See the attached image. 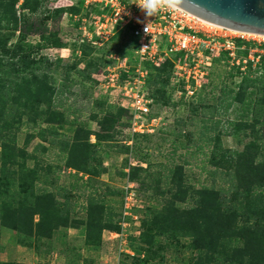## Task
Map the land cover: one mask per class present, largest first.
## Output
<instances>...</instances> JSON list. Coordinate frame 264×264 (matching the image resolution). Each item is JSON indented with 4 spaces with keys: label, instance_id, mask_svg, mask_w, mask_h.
I'll list each match as a JSON object with an SVG mask.
<instances>
[{
    "label": "rangeland",
    "instance_id": "1",
    "mask_svg": "<svg viewBox=\"0 0 264 264\" xmlns=\"http://www.w3.org/2000/svg\"><path fill=\"white\" fill-rule=\"evenodd\" d=\"M67 3V0L46 1L44 9H50L51 12L44 14L50 18L45 30L55 33L65 47H46L41 53L48 56L50 61L63 57L59 66L51 67L54 71L52 75L57 80L55 87L59 108L67 111L70 119L77 118L86 128L105 136L100 141L95 134L90 137L92 142L97 143L96 157L101 162V168L98 174L89 175L69 168L66 164L67 154L62 151L64 141L74 135L76 125H63L60 126V134L47 132L43 136L40 132L41 127H46L44 123H22L12 128L17 145L28 153L27 166L34 168L38 175L37 188L54 191L71 219L80 221L78 227L57 230L55 238L42 239L35 264H190L198 255L191 247L192 239L173 233L155 234L157 227L151 229L148 222L161 209L169 194L172 184L170 178L176 165H182V179L190 191L203 186L227 187L226 177L221 172H215L210 162L214 145L220 139L224 147L243 151L250 141L263 137L264 126L261 124H257L256 130L239 128L237 122L242 119L245 105L234 96L243 75L258 79L264 77V59L260 56L262 53L264 55L261 52L264 45L260 46L258 42L259 39L263 44L264 38L255 35L254 40L258 44L251 45L252 57L255 59L252 66L244 62V57H248L244 56V52L239 54L240 64L223 55L209 66L201 85L173 84L170 79L162 88L166 91L164 99H160L157 92L162 83L153 84L154 78L161 79L159 71L150 69L152 84L148 85L147 91L155 100L149 115L156 118L151 131L132 136L127 110L126 116L117 120L108 131L102 132L99 121L105 115L103 109L114 105L112 111L115 113L116 107H121L118 102L122 96L120 91L99 86V80L92 73L104 60L108 61L105 68L124 62L132 64L135 56L134 38L130 30L124 27L117 28L96 50L79 44L77 39L83 31L80 28L82 23L69 12ZM57 8H65L64 13L54 16ZM92 13L102 15L105 10L102 6H93ZM79 14L85 18L82 25L90 28L93 16L88 9ZM248 37L253 41L251 35ZM28 39L36 43L39 36L31 34ZM103 68L99 71H103ZM84 70L87 75H92L94 81L83 77L80 71ZM257 85L259 82L248 88L249 91L254 90L251 95L250 122L254 121L253 117L257 113ZM97 101L106 104L97 106ZM258 115L260 120H264V106L259 107ZM263 140L261 138L260 141ZM130 165L148 167V176L140 183L134 182L136 195L131 199L128 218H125L123 225V192L127 182L131 181L127 176ZM14 181L12 198L20 199L26 195L21 187L23 181L19 175H15ZM90 200L101 201L105 211L113 215V221L120 224L119 230L105 229L100 242L94 244L86 241ZM193 204L191 196L178 203L180 207ZM34 219L38 220V215ZM1 228L0 224V242L1 245L4 243L0 257L7 259L10 258L8 252L19 253L17 249L21 244L17 233L15 243H7L9 237L4 235ZM120 231H124L123 236L128 239L125 244L122 236L116 233ZM144 233L146 235L143 236ZM139 236H143L142 239ZM122 243L125 246L121 247ZM133 246L143 248L142 254H136ZM16 257L21 262L27 259L21 255Z\"/></svg>",
    "mask_w": 264,
    "mask_h": 264
},
{
    "label": "trees",
    "instance_id": "2",
    "mask_svg": "<svg viewBox=\"0 0 264 264\" xmlns=\"http://www.w3.org/2000/svg\"><path fill=\"white\" fill-rule=\"evenodd\" d=\"M46 1L0 0V224L16 231L19 244L34 246L36 251L42 239H52L60 228L78 227L80 221L71 219L54 191L37 188L38 175L34 168L27 166L28 153L17 145L12 128L22 123H44L46 127H41L40 132L43 136L47 132L60 134V126L76 125L74 135L64 141L62 151L67 154L69 168L89 175L98 174L101 168V162L96 157L97 143L92 142L90 137L95 134L100 141L105 136L86 128L77 118L70 119L67 111L59 108L56 101L57 80L51 67L59 66L63 57L50 61L41 51L46 47L65 45L55 33L45 30L50 18L44 14L51 12L44 9ZM68 10L71 14H79L83 10L82 3L78 2ZM64 11L65 8H57L53 15ZM31 34L39 36L36 43L28 39ZM237 43L247 47L253 44L242 39H237ZM82 45L93 50L100 48ZM239 52L247 55L249 49ZM252 62L250 60L248 66H252ZM107 64V60L98 64L97 71L92 75ZM147 66L149 71H159L161 79L154 78L153 84L162 83L157 92L159 98L164 99L166 91L162 88L171 79L173 63L168 61L161 67L148 63ZM80 73L87 80L94 81L87 71ZM257 82V113L254 121L250 122L254 90L249 91L248 88L256 86ZM147 84H152L150 75ZM234 98L245 105L242 119L237 122L239 128L256 130L257 124L264 126V120H260L258 115L259 107L264 106V77L258 79L243 75ZM105 104L103 101L96 102L97 106ZM114 107L108 105L107 109H103L105 115L99 121L102 132L108 131L128 112L123 107H116L113 113ZM261 138L250 141L243 151L224 147L220 139L214 145L210 162L215 172H221L226 177L227 187L203 186L190 191L182 179V165L174 168L169 194L161 209L148 222V227H157L155 234L159 235L173 233L190 237L192 249L198 252L190 264H264V140L260 141ZM15 175H19L23 181L21 187L26 191L20 199H13L11 194ZM127 176L131 181L140 183L148 176V167L130 165ZM188 196L194 204L180 207L178 203ZM87 212L88 243H99L105 229H120V224L113 221V215L105 211L101 201L90 200ZM35 215H38V220L34 219ZM1 246L0 242V250ZM132 249L136 254H142L143 248L133 246ZM0 264L35 263L4 261L0 257Z\"/></svg>",
    "mask_w": 264,
    "mask_h": 264
},
{
    "label": "built area",
    "instance_id": "3",
    "mask_svg": "<svg viewBox=\"0 0 264 264\" xmlns=\"http://www.w3.org/2000/svg\"><path fill=\"white\" fill-rule=\"evenodd\" d=\"M68 6L82 3L83 10L88 9L93 16L90 28L83 26L85 18L76 14L81 20V34L77 39L79 44H89L100 47L114 34L117 28L128 27L134 38V60L132 64L127 62L115 66H107L93 74L99 80V86L106 89L120 91L119 106L129 111L130 133L142 134L150 132L155 117H150L153 98L148 94L149 68L147 64L161 67L168 61L173 63L171 80L173 84L195 83L201 85V81L208 74L209 66L217 58L226 55L232 61L240 64V50L249 49L244 56V62H254L251 46L239 45L237 39L245 40L257 46L255 35L264 38V35L239 31L216 24L204 19L191 11L182 8L178 10H163L158 16L148 17L135 4L133 0H67ZM93 6H102L105 13L93 14ZM82 18V19H81ZM149 23V34L145 33V27ZM237 33L238 35H235ZM253 38L250 39L248 36ZM260 46L262 42L258 39ZM51 49V48H49ZM264 52V48L261 50ZM263 54V53H262ZM260 54V56H264ZM195 87V86H194ZM123 192L124 212L123 220L128 218V209L132 198L136 195L133 187L134 181H128ZM122 236L124 244L127 237L124 231L116 232ZM123 243L121 247H123Z\"/></svg>",
    "mask_w": 264,
    "mask_h": 264
},
{
    "label": "water",
    "instance_id": "4",
    "mask_svg": "<svg viewBox=\"0 0 264 264\" xmlns=\"http://www.w3.org/2000/svg\"><path fill=\"white\" fill-rule=\"evenodd\" d=\"M183 8L227 28L264 35V0H185Z\"/></svg>",
    "mask_w": 264,
    "mask_h": 264
},
{
    "label": "clouds",
    "instance_id": "5",
    "mask_svg": "<svg viewBox=\"0 0 264 264\" xmlns=\"http://www.w3.org/2000/svg\"><path fill=\"white\" fill-rule=\"evenodd\" d=\"M131 4L137 5L148 17L158 16L163 10L182 9L185 0H133ZM145 33L149 34V23L145 27Z\"/></svg>",
    "mask_w": 264,
    "mask_h": 264
},
{
    "label": "crops",
    "instance_id": "6",
    "mask_svg": "<svg viewBox=\"0 0 264 264\" xmlns=\"http://www.w3.org/2000/svg\"><path fill=\"white\" fill-rule=\"evenodd\" d=\"M2 232L4 233V235L8 236L9 237V241L7 243H15V234H16V231L11 229V228H8V227H5V226H2L1 228ZM56 234L54 235V238H55ZM2 246H4V243H2ZM8 249V248H7ZM17 250H20L18 251L19 253L17 252H8V255L10 256V258H7V259H2V260H7V261H21V259H15L17 258L16 256H26L27 259L23 260L25 262H29V263H36L35 260L37 258H39V253L37 251H35V248L34 246H23V245H20L19 246V249Z\"/></svg>",
    "mask_w": 264,
    "mask_h": 264
}]
</instances>
